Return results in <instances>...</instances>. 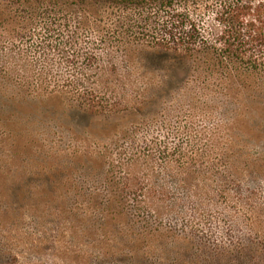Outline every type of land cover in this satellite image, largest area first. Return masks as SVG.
<instances>
[{
  "label": "rangeland",
  "instance_id": "1",
  "mask_svg": "<svg viewBox=\"0 0 264 264\" xmlns=\"http://www.w3.org/2000/svg\"><path fill=\"white\" fill-rule=\"evenodd\" d=\"M6 11L0 0V264H218L221 253L220 264H264V75L254 89L222 91L216 100L194 83L177 84L144 105L166 75L140 54L97 51L94 65L84 57L67 64L41 49L42 29L28 44L16 40L21 25L6 21ZM94 42L85 32L77 49L92 52ZM43 70L64 79L86 72L88 86L120 95L89 119L79 111L76 121L54 116L47 104L23 101L18 86L19 74ZM179 74L189 82L197 76ZM63 95L76 98L72 90ZM132 135L148 140L146 154L156 140L168 153L199 156L188 177L178 172L183 162L170 169L154 155L151 169L140 162L138 178L157 191L150 215L109 187L103 157L118 164Z\"/></svg>",
  "mask_w": 264,
  "mask_h": 264
},
{
  "label": "trees",
  "instance_id": "2",
  "mask_svg": "<svg viewBox=\"0 0 264 264\" xmlns=\"http://www.w3.org/2000/svg\"><path fill=\"white\" fill-rule=\"evenodd\" d=\"M1 1L7 10L10 9L5 12L6 21L21 25L16 40L28 44L42 29L46 38L41 49L58 51L67 64L77 65L80 57H84L94 65L98 62L97 51L107 56L116 51L127 59L140 54L139 60L143 64L146 62L148 69H160L161 77L166 75L159 81L161 85L155 94L151 93L152 96L143 101L144 105L150 103L152 97L160 96L164 89L177 84L191 87L194 83L201 95L216 100L222 95H215L222 91L254 89L258 85V76L264 75V0ZM73 26L76 31L70 32ZM85 32L95 36L92 46L99 50L93 48L87 53L77 49ZM60 38L63 44L58 43ZM181 69L197 76L189 82L180 76ZM92 78L83 72L64 79L61 74L43 70L38 73L25 71L18 75L17 81L23 101L36 107L47 104L51 106L50 110L54 109V116L63 115L76 121L80 116L78 111L85 119H89L88 112L98 114L103 110L101 113H107L111 99L120 95L108 87L99 90L88 86ZM64 90H72L76 98L63 95ZM68 100L76 106L67 108ZM116 102L119 105L125 103ZM130 142V149H118V164L110 162V153L103 157L111 174L109 187L117 190L115 195L125 193L134 198L137 210L150 215L155 206L151 196L157 191L152 185L146 186L144 178H138L140 162L144 161L147 169H151L153 155L169 169L172 164L183 162L178 166V172L188 177L196 174L197 170L189 164L199 162V156L188 158L179 150L168 153L169 149L166 146L160 149L156 140L150 142L154 150L146 154L148 140L139 142L137 136L132 135ZM143 144L146 150L142 148ZM122 172L125 175L118 176ZM71 188L80 193L79 187ZM203 189L207 190L206 187ZM195 213H198L197 208ZM217 251L225 252L222 248ZM226 259L227 256L221 253L214 261L220 264Z\"/></svg>",
  "mask_w": 264,
  "mask_h": 264
}]
</instances>
